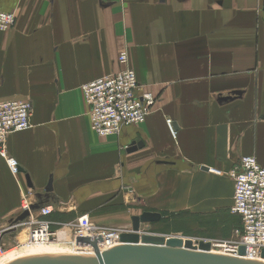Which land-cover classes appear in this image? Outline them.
Masks as SVG:
<instances>
[{"label":"crops","instance_id":"obj_1","mask_svg":"<svg viewBox=\"0 0 264 264\" xmlns=\"http://www.w3.org/2000/svg\"><path fill=\"white\" fill-rule=\"evenodd\" d=\"M0 11L15 15L0 33V102L32 106L31 127L5 142L17 172L0 158L3 250L23 240L27 227H10L24 197L31 212L51 207L56 234L82 215L128 231L143 212L232 234L228 173L243 156L264 167V0H0ZM121 52L156 102L143 124L101 137L80 87L118 72Z\"/></svg>","mask_w":264,"mask_h":264},{"label":"built area","instance_id":"obj_2","mask_svg":"<svg viewBox=\"0 0 264 264\" xmlns=\"http://www.w3.org/2000/svg\"><path fill=\"white\" fill-rule=\"evenodd\" d=\"M14 23V13L0 11V33L11 29ZM117 63L121 67L118 72L80 87L88 107L90 128L101 137L117 135L124 126L143 124L156 102L151 93L143 91L137 84L135 74L128 66V56L125 52L118 55ZM31 113L32 106L28 101L0 102V158L6 161L12 173L17 172L18 165L6 152V138L12 132L28 130L31 127ZM166 125L175 138L173 121L167 119ZM228 177L234 184L230 213L239 218L240 226L233 231L229 240L206 242L214 253L238 257L240 247H243L242 258L261 260L260 254L264 249V167L259 166L254 157L243 156L230 170ZM31 207L29 198L24 197L21 201V213L29 212V216L12 224L10 229L16 231L22 226L28 227L30 244L56 240V233L45 220L52 212L51 207H42L37 212H31ZM71 226L73 239L101 236L102 242L97 245L100 252L120 244L122 231L100 227L94 224L88 215L80 216ZM79 249L85 252L91 250L93 253L89 247ZM3 251L0 245V253Z\"/></svg>","mask_w":264,"mask_h":264},{"label":"water","instance_id":"obj_3","mask_svg":"<svg viewBox=\"0 0 264 264\" xmlns=\"http://www.w3.org/2000/svg\"><path fill=\"white\" fill-rule=\"evenodd\" d=\"M141 146V143L133 142L127 151L133 152ZM28 216L29 212H23L13 223L21 222ZM160 218V214L151 212L131 217L130 230L122 231L120 244L107 251L98 250L97 245L102 242L101 236L76 237V247L92 248V255H29L6 264H264V249L261 251L260 261L249 260L242 258L243 247H240L239 256L233 257L212 253L210 244L206 241H195L194 244L189 238L142 232L144 225L157 223Z\"/></svg>","mask_w":264,"mask_h":264},{"label":"rangeland","instance_id":"obj_4","mask_svg":"<svg viewBox=\"0 0 264 264\" xmlns=\"http://www.w3.org/2000/svg\"><path fill=\"white\" fill-rule=\"evenodd\" d=\"M180 217L182 216L175 217L178 219H176L174 223L172 221L173 219L172 217V218L162 219V221L156 224L144 225L142 231L150 233V234H158V235H164V236H180L183 238L192 239L193 242L200 241V240L212 241V242L225 241V240L231 239L233 235V232H231L232 233L231 235H226V232L223 229L221 230V232L223 233L222 235V233L217 230L218 226L213 227V224L212 225L211 223L207 224L206 223L207 221L202 217L191 218V219H182ZM235 220L237 221L236 227H239L240 221H238V219H235ZM171 224H173V226H170ZM236 227L235 229H237ZM27 237H28V234L26 237L22 238L23 240L20 242V245L22 244L24 245L23 248L26 246L25 244L27 243ZM72 240H74L72 237V234L68 235L66 233L65 236H63V239L62 241H60V243L62 244V246L70 247L71 246L70 243L71 244L73 243ZM72 246L73 248L76 249V247H74L73 244ZM15 247H18V245H13L12 247L8 249H4V251H10L11 249ZM23 248L21 247L18 249H23ZM79 252H82V251H79Z\"/></svg>","mask_w":264,"mask_h":264},{"label":"bare ground","instance_id":"obj_5","mask_svg":"<svg viewBox=\"0 0 264 264\" xmlns=\"http://www.w3.org/2000/svg\"><path fill=\"white\" fill-rule=\"evenodd\" d=\"M27 234H28V237H27V243L25 244L26 246L23 248L24 245L23 244L21 245L23 249H18V248H21L19 244L18 247H15L11 249L10 251H3L2 253H0V264H6L17 258L29 256V255H44V254H52V253L79 254V255H92L93 254L91 250L85 252V251L80 250L79 249L80 247H76L75 245L76 238L73 240V243H72L74 247H76V249L73 248L71 243H70L71 245L70 247L62 246L60 241H62L63 236H65V234H62V233L56 234V240L50 241L48 243H32V244L29 243V228L28 227L22 232V237L23 238L26 237ZM194 244H195V241H194ZM79 251H82V252H79ZM212 252L214 253L215 251H212Z\"/></svg>","mask_w":264,"mask_h":264},{"label":"trees","instance_id":"obj_6","mask_svg":"<svg viewBox=\"0 0 264 264\" xmlns=\"http://www.w3.org/2000/svg\"><path fill=\"white\" fill-rule=\"evenodd\" d=\"M180 224V223H179Z\"/></svg>","mask_w":264,"mask_h":264}]
</instances>
